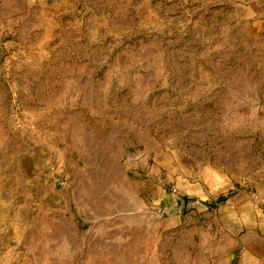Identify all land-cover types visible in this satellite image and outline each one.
<instances>
[{
  "label": "rangeland",
  "instance_id": "obj_1",
  "mask_svg": "<svg viewBox=\"0 0 264 264\" xmlns=\"http://www.w3.org/2000/svg\"><path fill=\"white\" fill-rule=\"evenodd\" d=\"M249 204L264 0H0V264H92L126 229L197 245Z\"/></svg>",
  "mask_w": 264,
  "mask_h": 264
},
{
  "label": "crops",
  "instance_id": "obj_2",
  "mask_svg": "<svg viewBox=\"0 0 264 264\" xmlns=\"http://www.w3.org/2000/svg\"><path fill=\"white\" fill-rule=\"evenodd\" d=\"M246 209L243 213L245 208L238 206L230 229L197 245L192 244L190 232L182 241L175 238L176 231L165 233L175 240L162 247L158 241L162 231L156 232L154 241L147 232L126 229L121 246L106 249L104 257L99 253L92 264H264V213L251 204Z\"/></svg>",
  "mask_w": 264,
  "mask_h": 264
},
{
  "label": "trees",
  "instance_id": "obj_3",
  "mask_svg": "<svg viewBox=\"0 0 264 264\" xmlns=\"http://www.w3.org/2000/svg\"><path fill=\"white\" fill-rule=\"evenodd\" d=\"M222 200V198H219V201H221Z\"/></svg>",
  "mask_w": 264,
  "mask_h": 264
},
{
  "label": "water",
  "instance_id": "obj_4",
  "mask_svg": "<svg viewBox=\"0 0 264 264\" xmlns=\"http://www.w3.org/2000/svg\"><path fill=\"white\" fill-rule=\"evenodd\" d=\"M179 205V204H178ZM180 206V205H179Z\"/></svg>",
  "mask_w": 264,
  "mask_h": 264
}]
</instances>
